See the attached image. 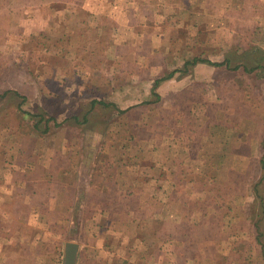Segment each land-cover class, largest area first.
<instances>
[{
    "label": "rangeland",
    "instance_id": "1",
    "mask_svg": "<svg viewBox=\"0 0 264 264\" xmlns=\"http://www.w3.org/2000/svg\"><path fill=\"white\" fill-rule=\"evenodd\" d=\"M67 243L264 264V0H0V264Z\"/></svg>",
    "mask_w": 264,
    "mask_h": 264
},
{
    "label": "water",
    "instance_id": "2",
    "mask_svg": "<svg viewBox=\"0 0 264 264\" xmlns=\"http://www.w3.org/2000/svg\"><path fill=\"white\" fill-rule=\"evenodd\" d=\"M79 246L75 243H67L65 246V264H76Z\"/></svg>",
    "mask_w": 264,
    "mask_h": 264
},
{
    "label": "trees",
    "instance_id": "3",
    "mask_svg": "<svg viewBox=\"0 0 264 264\" xmlns=\"http://www.w3.org/2000/svg\"><path fill=\"white\" fill-rule=\"evenodd\" d=\"M207 60H201V62H206ZM198 61L196 60V58L192 59V62L193 64H196ZM214 65H220V63H216ZM222 65V64H221ZM225 66H229V64H227V62H225ZM241 66H238V67H235L234 70H239ZM244 70H251L248 66H243ZM97 104V102H95L93 105ZM100 104L104 105V106H110L109 104L107 103H104V102H101ZM262 163V162H261Z\"/></svg>",
    "mask_w": 264,
    "mask_h": 264
},
{
    "label": "crops",
    "instance_id": "4",
    "mask_svg": "<svg viewBox=\"0 0 264 264\" xmlns=\"http://www.w3.org/2000/svg\"><path fill=\"white\" fill-rule=\"evenodd\" d=\"M23 25V24H22ZM182 216H185L184 214H182Z\"/></svg>",
    "mask_w": 264,
    "mask_h": 264
}]
</instances>
